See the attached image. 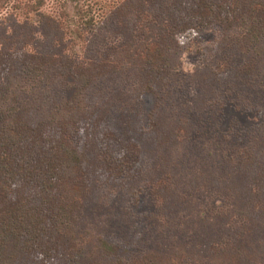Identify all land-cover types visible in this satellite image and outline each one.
I'll return each mask as SVG.
<instances>
[{
	"label": "trees",
	"instance_id": "1",
	"mask_svg": "<svg viewBox=\"0 0 264 264\" xmlns=\"http://www.w3.org/2000/svg\"><path fill=\"white\" fill-rule=\"evenodd\" d=\"M8 2L0 0L1 5ZM42 3L39 0L37 5ZM42 17L36 28L27 19L22 24L0 21V264H47L53 258L51 264H115L102 250L106 243L95 246L79 237L70 220L85 208L91 176L97 177L101 170L118 173L127 160L109 157L111 132L95 128L90 135L83 129V145H78L79 140L74 144L72 135L78 134L80 122L88 123L87 112L104 99L111 120L130 114L131 109L139 113L146 94L153 95L182 73L177 36L191 29L218 26L225 32L223 43L244 54L254 53L264 39V0H115L104 8L99 25L88 17V38L78 26L75 36L61 20ZM74 37L84 44L82 54L73 51ZM229 61L235 72L230 71V76L237 80V67L246 71L247 65L240 66V58ZM128 76L138 80V90ZM104 80L113 85L108 87ZM50 87L56 96L50 95ZM91 89L99 97L96 104L91 94L86 99ZM113 92V99L121 98L125 107H113ZM260 118L264 122V116ZM257 135L259 151L264 137ZM158 139L159 161L165 162L162 145L171 144V135L161 133ZM250 149L237 155L235 166L225 174L241 185L240 190L229 188L235 200L250 195L245 215L264 221V159L257 161ZM170 169L161 164L162 172ZM245 181L252 184L247 190ZM258 225H245L243 231L259 227V241L264 243V229ZM148 264L164 263L157 258Z\"/></svg>",
	"mask_w": 264,
	"mask_h": 264
},
{
	"label": "rangeland",
	"instance_id": "2",
	"mask_svg": "<svg viewBox=\"0 0 264 264\" xmlns=\"http://www.w3.org/2000/svg\"><path fill=\"white\" fill-rule=\"evenodd\" d=\"M113 1L43 0L38 6L39 0H11L0 4V21L22 24L27 19L36 28L42 16H51L68 25L70 34L77 36L78 26L88 38V17L93 16L99 25L104 8ZM224 35L218 26H199L177 36L182 73L166 81L163 91L161 87L155 95L146 94L139 113L131 109L130 114L111 120L109 103L99 101L94 89L87 92L86 99L91 94L99 103L87 112L88 123L80 122L82 127L72 135V142L84 144L83 129L90 135L95 128L111 132L109 157L127 161L118 173L101 170L97 177L91 176L85 208L72 216L70 227L95 246L106 243L108 247L102 250L115 264L119 260L148 264L157 258L164 264H240L238 256L250 264H264L260 228L243 231L245 225L259 224L264 229V221L245 215L250 195L235 200L229 188L241 185L225 174L247 148L254 151L257 161L264 159L257 135L264 137L260 118L264 116V39L253 48L254 53L244 54L237 46L223 43ZM73 40V51L82 54L83 42L78 37ZM229 58H240V66L247 65L246 71L237 67V80L230 76ZM127 79L136 90L140 88L134 76ZM48 91L56 96L54 87ZM115 93L110 103L125 107L121 98L113 99ZM161 133L171 135V144L163 141L162 145L165 162L159 161L156 151ZM162 163L171 168L167 173L161 171ZM243 186L247 190L252 184L245 181ZM255 204L260 207V198Z\"/></svg>",
	"mask_w": 264,
	"mask_h": 264
}]
</instances>
